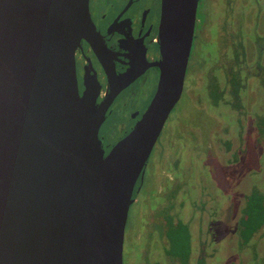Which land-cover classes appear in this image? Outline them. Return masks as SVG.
<instances>
[{
	"label": "water",
	"instance_id": "water-1",
	"mask_svg": "<svg viewBox=\"0 0 264 264\" xmlns=\"http://www.w3.org/2000/svg\"><path fill=\"white\" fill-rule=\"evenodd\" d=\"M88 2L0 0V264H123L135 183L181 97L198 0H161L157 89L104 155L113 96L97 103L96 80L80 95L75 69L81 39L101 51Z\"/></svg>",
	"mask_w": 264,
	"mask_h": 264
},
{
	"label": "rangeland",
	"instance_id": "rangeland-1",
	"mask_svg": "<svg viewBox=\"0 0 264 264\" xmlns=\"http://www.w3.org/2000/svg\"><path fill=\"white\" fill-rule=\"evenodd\" d=\"M242 3L246 12L243 21L245 57L252 63L256 56L259 60L254 35L264 37V0H233L237 7ZM225 4L226 0H204V22H207L208 32L205 30L199 49L190 59L192 67L188 77L193 74L186 80L181 98L163 127L164 149L161 153L155 148L157 152L154 150L150 156L144 171L142 194L130 209L124 233V264H151L157 255L159 263H163V253L156 237L151 238V243L155 244L150 246V253L143 255L145 221L140 218V212L147 203L155 204L154 196L150 195L153 190L151 184L161 189L156 182L161 183L162 179L153 180L160 153L168 163H175L180 155L178 169H166L183 180L184 196L177 205L178 213L175 207L172 211L189 225L192 243L190 264H197L200 256L203 264H264V226L246 246L239 245L237 236L238 218L246 195L253 186L264 191V140L256 131V116L264 113L263 81L262 85L257 78H248L241 96L240 114L225 105L211 106L206 94L208 65L204 61L211 64L217 59L218 21L223 16ZM260 62L264 64V56ZM260 79H263L262 74ZM153 93L154 82L146 78L136 84L134 91L124 94L123 99L132 106L140 105L143 100V105L147 106ZM111 110L103 131L109 140H116L121 132L120 122L126 119L128 108L121 107L119 102ZM167 171H161V175H167ZM158 173L160 170L157 176ZM156 199L158 203L163 201L162 198ZM227 201L230 205L223 210L221 207ZM213 206L219 209L215 216L209 217L208 209ZM154 215L152 211L147 221H151ZM219 218L220 223L209 224ZM134 227L141 230L133 231Z\"/></svg>",
	"mask_w": 264,
	"mask_h": 264
},
{
	"label": "flooded vegetation",
	"instance_id": "flooded-vegetation-1",
	"mask_svg": "<svg viewBox=\"0 0 264 264\" xmlns=\"http://www.w3.org/2000/svg\"><path fill=\"white\" fill-rule=\"evenodd\" d=\"M256 2H258V0H256ZM203 5L204 0H198L193 38L186 67L183 90L185 89L188 79H190L193 74L191 73L188 77L192 67H190V59H192V57L194 58L196 49H199L200 42L204 39L203 36L205 30L208 32L207 22H204ZM88 8L91 21L97 32L95 40L98 43L97 45L99 48H101V51L98 55L87 39L83 38L80 40L74 53L76 78L80 95H82L85 90L86 83H91L96 80L98 84L97 103L102 102L107 95L113 96V100L106 111L105 120L100 125L98 130V137L104 149V155H107L113 145L123 138L135 126L157 89L160 69L153 64L160 61L162 58L158 36L161 18V0H89ZM234 10L236 13H233ZM245 14V6L243 3L237 7V5H233V0H226L225 10L223 16H221L222 19L220 20V17L218 21L219 50L217 59L211 64L204 61V63L208 65L206 68L205 78L207 81L206 94L209 104L216 108L225 105L234 111L237 110L239 114V108L242 103L241 96L242 92L246 89L245 87L248 78H257L260 84H262L261 81H263L264 84V64L260 62L261 58L264 56V37L255 33L254 39L257 41L256 49L259 53V60L256 56V60L254 59V62L251 61L252 63H249L245 57L246 45L244 43L243 31V21L245 22L246 18ZM259 41H261L262 44H260ZM201 65L202 63H200L199 66ZM129 72H131L133 80L129 84L119 82L120 78ZM234 73H236V75ZM261 74L263 76L262 80L260 79ZM233 75H235L234 79ZM146 78L153 80L154 93L147 106L143 105V100L140 105L132 106L129 101L123 99V96L127 92L134 91L136 84ZM221 81H224V84H221ZM234 86L237 87L239 91L238 99L232 96ZM146 97L148 99V95H146ZM119 102L121 107L128 108V110H126L127 116L125 120L120 122L121 132L118 135L119 138L116 140H109L103 131L104 125L108 115L111 113L110 110ZM127 105L129 107H126ZM258 115L256 116V119ZM256 131L260 135L257 129V124ZM163 135H165V131H163L161 138L159 136L150 156H152L154 150L157 152L159 149L162 153L164 149L162 140ZM161 153L159 158H157L156 172L153 178L154 182L155 180H159L158 177L162 179L161 183L156 182L159 184L161 189L158 190L156 185L151 184V186H153V190L150 195L154 196L152 198H154L155 204L151 206L147 203L146 207L140 212V218H143L145 221L143 223V227L145 229V234H143V236L145 237V241L142 251L145 256L146 254H149L151 251L150 246L155 244L154 242L151 243V238L156 237L161 246V251L164 257L163 263L161 264H183L181 261H178L177 258L174 259L166 254V249L169 245L168 239L164 233L167 217H171L173 222L181 221L184 223L182 218L177 216V205L184 196L183 180H180V177L171 175L172 172H168L166 169L170 168L177 170L180 162V155L178 156L179 159L175 160V163H168L164 160ZM148 160L141 175L135 183L133 190L134 201L130 205L129 212L131 207L138 202L142 194L141 191L144 185L143 176L145 174V168L148 167ZM158 170H160V173H158L157 176ZM161 171H167V175H161ZM255 187L256 186H253L252 188ZM258 189L264 193L262 189ZM156 198H162L163 201L158 203ZM148 199H150V197ZM229 205L230 202L227 201L224 207L221 208L225 210ZM174 207L177 211V215H174V212L172 211ZM242 208L240 210V216ZM218 209L219 208L215 206L209 208V217L215 216ZM152 211L155 215L152 216V220L148 222V217L151 215ZM129 212L125 231L128 227ZM220 220V218L215 219L214 221H210L209 224H218L220 223ZM185 224L189 228V225L186 222ZM132 230L139 231L141 228L136 229L134 227ZM131 231L129 233H131ZM189 232L190 255L187 264H190L189 261L192 245L190 228ZM212 239L213 238H211V240ZM157 257L158 255L155 256L151 264H160ZM197 264H203L202 256L198 258Z\"/></svg>",
	"mask_w": 264,
	"mask_h": 264
},
{
	"label": "trees",
	"instance_id": "trees-1",
	"mask_svg": "<svg viewBox=\"0 0 264 264\" xmlns=\"http://www.w3.org/2000/svg\"><path fill=\"white\" fill-rule=\"evenodd\" d=\"M236 75V73H234ZM233 75V79L235 78ZM232 96L239 98V91L234 86ZM257 129L264 139V113L256 119ZM264 226V194L258 188H252L245 197L241 216L237 225V236L240 246H246L252 237ZM164 233L168 239L166 254L187 264L190 255V232L188 226L181 222H173L167 217Z\"/></svg>",
	"mask_w": 264,
	"mask_h": 264
}]
</instances>
